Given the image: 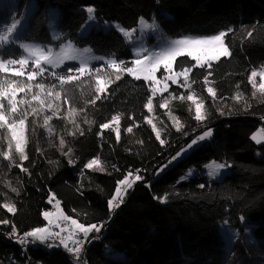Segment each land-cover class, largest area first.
Wrapping results in <instances>:
<instances>
[{"label":"trees","instance_id":"obj_1","mask_svg":"<svg viewBox=\"0 0 264 264\" xmlns=\"http://www.w3.org/2000/svg\"><path fill=\"white\" fill-rule=\"evenodd\" d=\"M89 6L94 7L95 19L102 25L94 24L83 33ZM28 10L25 25L18 30L20 42L59 47L71 41L97 55L129 61L134 58L133 46L109 24L115 22L130 29L144 17L149 23L155 19L169 38L210 36L231 28L233 32L225 37L231 56L214 62L211 69L194 68L189 74V82L195 81L191 89L171 83L163 93L169 108L159 107L163 101L158 94L153 97L151 113L144 108L151 95L146 82L128 75L113 83L109 94L95 105L88 104L96 95L94 76L82 77L63 90L58 86L56 91H61L62 100L65 92L68 96L59 115L67 117L70 108L76 113L71 119L53 117L49 122L51 133L43 127V116L51 115L50 111L29 117V159L23 165L30 176L18 167L9 168V162L0 157V193H7V199L17 207L15 215L0 208V220L12 221L20 234L43 227L47 221L41 213L53 208L47 202L50 189L66 215L81 223H104L99 234H92L99 239L89 241L85 264H264V143L258 145L252 139L259 128L264 129V96L257 92L254 98L248 83L251 70L264 64V0H0V34L21 21ZM51 15L56 17V38L49 30ZM250 30L251 38L247 36ZM153 40L150 37L149 42ZM8 51L17 58L23 54L15 45L0 49L6 58ZM194 63L180 57L174 67L179 72ZM69 66L79 64L67 63L55 71L66 74ZM111 71L105 64L101 75ZM209 71L212 75L205 85L204 76ZM111 78L115 80L114 75ZM43 82L58 84L52 77ZM207 87L215 88V102ZM189 92L204 101L207 119L203 123L194 119L192 103L172 99ZM237 93L243 97L240 102L232 99ZM112 115L121 116L119 142L112 130L98 135L99 125ZM145 116L160 131L165 144L156 139ZM173 117L183 125L180 131ZM129 126L133 127L131 133L126 131ZM205 128L213 129L210 140L155 178L158 168ZM72 132L76 134L70 135ZM4 135L0 130V151L7 147ZM61 137L65 140L62 150ZM69 148L72 151L65 156ZM96 156L106 171L84 168ZM14 159L20 162L15 154ZM69 159L75 163L69 164ZM211 160L231 165L229 172L219 180H211L205 173L181 179L186 170L200 169ZM137 169L143 179L128 190L119 207L110 211L108 200L116 182L129 170L135 175ZM8 183L19 189L18 196L9 190ZM4 200L0 195V203ZM225 221L240 230L228 248L219 230ZM11 230V224H0V264H75V258L62 246L49 248L39 242L21 245L9 237Z\"/></svg>","mask_w":264,"mask_h":264},{"label":"snow or ice","instance_id":"obj_2","mask_svg":"<svg viewBox=\"0 0 264 264\" xmlns=\"http://www.w3.org/2000/svg\"><path fill=\"white\" fill-rule=\"evenodd\" d=\"M86 12L88 14L87 21L82 27H86L88 23L95 20L94 7H87ZM21 24L22 21L18 20L0 34V49H6L8 45H15L16 48L23 50V54H19L18 58L11 51L7 52L8 58L5 57V53L0 52V74H2L0 75V130H4L5 135L2 139L7 141V147L5 150L0 151V157L9 162V168L12 166L18 167L21 172L29 176L31 175L29 169L23 165V162L29 159L26 152L29 144L27 135L29 117H40L42 113L50 111L51 115L43 116V127L51 133L52 128L49 122L53 117L57 119H71L76 113L75 109L70 108L67 117L59 115L61 104L68 103V96L65 92L62 100L61 91H56L58 86L63 90L65 85L77 83L82 77L94 76L96 95L94 99L88 101V104L95 105L97 101L102 99V96L109 94V88L113 83L120 81L124 75H128L137 81L146 82L151 95L147 97V103L144 104V108L151 113L153 111V97H156L158 94L163 101L159 104V107L163 109L169 108L168 98L163 97V93L168 92V81L181 88L191 89L192 83H195V81L189 82V74L192 73L194 68L211 69L214 62H219L222 58L231 56V50L225 42V37L233 32L231 28L210 36L170 39L160 30L155 19L149 23L144 17H140L138 19V28L125 29L119 25L115 26L122 36L126 38V42L133 46L134 58L125 61L118 58L105 60L104 57H86L84 53L91 50L84 49L80 51L72 46L71 41L67 45H62L59 53L54 52L51 47L45 49L44 47L22 43L20 42L21 37L18 35ZM137 33L139 35H136ZM150 33H155L158 39V43L153 47H148L144 43V37ZM247 36L251 38L253 30L248 31ZM180 57H187L195 61V63L192 64V67H184L181 71L174 72L173 66ZM92 60H99L103 63L100 67H93ZM68 61H78L79 66L67 67L66 74L55 71V69L65 66ZM105 64L112 70L106 76L101 75ZM49 69H52V71ZM161 70L164 73L162 79L157 77V73ZM113 75L115 80L111 78ZM211 75L212 73L209 71L204 76L205 85L209 84V77ZM47 77H52L55 81H58V84L44 83L43 81ZM257 77H259V83L256 81ZM181 78H183L182 83ZM248 83L251 84L254 90L252 93L254 98L257 92L264 96V68L259 71L253 68L248 75ZM237 88H239V85H237ZM206 91L215 102L217 100L215 88L207 87ZM28 96H30V99L27 98ZM172 99L190 101L195 107L194 119L200 123L206 121L207 115L205 111H202L204 109V101L202 99H199L191 92L187 96L183 93L178 97L173 96ZM219 99L224 100L225 98L220 97ZM232 99L240 102L243 100V97L237 93ZM33 103L36 104L35 107H33ZM248 106L250 107V105ZM79 111L84 112L85 109H80ZM218 111H220L221 115L225 114L223 109H218ZM229 114L231 113L229 112ZM169 115H172L171 111H169ZM129 119H132V117H129ZM144 119L148 124L152 125V120L149 117L145 116ZM173 119L176 120L177 131H180L183 125L179 123L178 118L173 117ZM72 122L75 124L74 119ZM85 123H88V121L86 120ZM120 124L121 116L112 115L110 120L99 125L100 132L98 135L103 136L105 130H112L115 133L117 142H119L121 134ZM76 127L79 128V125H76ZM152 128L156 139L159 140L161 145L165 144L166 141L161 139L160 131L156 129L155 125H152ZM126 131L131 133L133 127L129 126ZM212 131L211 128H207L202 134L192 139L171 158L169 163L181 157L200 141L210 138ZM69 134L75 135L76 133L72 132ZM80 134L83 135L82 130ZM252 139L257 144L264 141V129H260L258 133L253 134ZM59 145L62 150L65 146L63 137L59 139ZM36 151L41 152V149L37 148ZM71 151L69 148L63 154L68 156ZM14 154L18 156L19 163L14 159ZM68 163L74 164L75 161L69 159ZM230 166L229 164L217 163L213 160L211 166L206 165L205 167L209 168L207 172L209 178H215L220 175L221 170ZM165 167L167 165L162 166L159 171H162ZM84 168L100 172L106 171L98 156L90 159L84 165ZM139 171L138 169L135 170L136 174L134 175L133 170H129L122 179L116 182L115 192L108 200L110 211L119 207L123 203L124 196L128 190L132 189L136 182L143 179ZM189 174H191V170ZM6 186L12 193H15L17 196L19 195L17 187H12L10 183ZM199 187L203 188L204 185L201 184ZM77 190L79 191V189ZM0 195L5 197L4 202L0 203V208L15 215L17 212L16 204L7 199V193H0ZM163 199H166V196ZM47 202L53 206L54 210L43 211L41 213L47 221L43 227H34L20 234L15 224L10 220L2 219L0 220V224H11L12 230L8 235L10 238H15L17 243L27 245L28 243L39 242L49 248L62 246L75 258L76 264H79L84 245L89 241L90 237L95 238L92 237L93 233L99 234L101 232L104 223H81L78 219L66 215L61 208V201L56 198V194L50 189ZM240 220L243 223L244 217L241 216ZM229 224V221H225L223 228L230 233L229 241L231 242L235 238L236 233L229 227ZM54 228L59 230L54 231Z\"/></svg>","mask_w":264,"mask_h":264},{"label":"rangeland","instance_id":"obj_3","mask_svg":"<svg viewBox=\"0 0 264 264\" xmlns=\"http://www.w3.org/2000/svg\"><path fill=\"white\" fill-rule=\"evenodd\" d=\"M29 9V8H28ZM95 13V12H94ZM28 16H29V10L28 11H26L25 12V14H24V16L22 17V24L19 26V29L21 28V26L23 27V25H25V21L27 20V18H28ZM48 24H49V30H50V32H51V34L53 35V37H57L58 36V30H57V22H56V17L54 16V15H51L50 16V18H49V20H48ZM102 25V23L101 22H99V21H97L96 19L93 21V22H91V23H88L87 24V26L86 27H84V30H83V33L90 27V26H92V25ZM107 26H108V24H106ZM109 25H114V26H116V25H119L120 26V24H118V23H115V22H113V23H111V24H109ZM121 27V26H120ZM139 27V25L137 26V28ZM161 30V29H160ZM218 34V33H217ZM136 35H139V33H137ZM215 35V34H214ZM150 37H153L154 38V40H153V42H149V40H150ZM183 37H204V36H198V35H183V36H178V37H174V38H170V39H180V38H183ZM169 38V37H168ZM22 43H27V44H30V45H33V46H39V47H44L45 49H47L48 47H51L52 49H53V51L54 52H57V53H59L60 52V48H61V46L62 45H67L68 43H69V41H66L65 43H63L61 46H59V47H55V46H53V45H45V44H41V43H37V42H31V41H23ZM72 43V42H71ZM144 43H145V45L146 46H148V47H153V46H155L157 43H158V39H157V36H156V34L155 33H150V34H148L147 36H145L144 37ZM72 46L74 47V48H76V49H79L80 51H83L84 49H90L89 47H79V46H76L74 43H72ZM91 51L90 52H87V53H84V55L87 57V56H93V57H104L105 58V60H107V59H110V58H108V57H105V56H101V55H97V54H95L93 51H92V49H90ZM73 62H75V63H77L78 64V61H68V62H66V64L67 63H73ZM92 65H94V64H99V63H103L102 61H99V60H92ZM262 68H264V64H261L260 65V68H258V69H256L257 71H259V70H261ZM173 71L174 72H177L176 70H175V67L173 66ZM163 75H164V73H163V70H161L160 72H158L157 73V77L158 78H160V79H162L163 78ZM256 81H257V83H259V77H257L256 78ZM168 85L170 86L171 85V81H168ZM190 102V101H189ZM191 103V102H190ZM194 106V105H193ZM194 109H195V107H194ZM203 111V110H202ZM207 128H205L203 131H205ZM260 129H263V128H259L254 134H256V133H258L259 132V130ZM213 130V129H212ZM202 131V132H203ZM202 132L201 133H199L197 136H199L200 134H202ZM212 135H213V131H212ZM212 135H211V137H212ZM196 136V137H197ZM196 137H194V138H196ZM210 137V138H211ZM193 138V139H194ZM210 138H207V139H205V140H203V141H200L196 146H198V145H200L201 143H203L204 141H209L210 140ZM256 142V141H255ZM264 143V141H262L260 144H258V145H261V144H263ZM196 146H194L193 148H191V149H189L186 153H184L181 157H179L178 159H176L175 161H172L171 163H169V161L171 160H169L168 162H167V164H163V165H161L159 168H158V170L156 171V173H155V178L156 177H159L168 167H170V166H173V165H175L178 161H180L184 156H186L187 154H189ZM185 147V146H184ZM212 161L213 160H211V161H209L208 163H206V164H204L203 166H202V168H200V169H197V168H190V169H188V170H186L183 174H182V177L183 178H187V177H192V176H195V175H197V174H200V173H205V174H207V172H208V170H209V168H206L205 166L206 165H209V166H211V164H212ZM214 161H216V160H214ZM217 163H221V162H218V161H216ZM164 165H167V167H165V168H163V170L162 171H159V169L162 167V166H164ZM190 170H191V174H189L190 173ZM229 172V167H227L226 169H224V170H221V173H220V175H218L217 177H215V178H209V179H211V180H219V179H221L226 173H228ZM209 177V176H208ZM50 210H54L53 208L52 209H50ZM48 211V210H47ZM223 225H224V222L223 223H221L220 225H219V230L221 231V233H222V236H223V239H224V242H225V247L226 248H228L229 246H230V244L232 243V241H234L236 238H237V236L239 235V232H240V230L238 229V228H236V227H233V226H231L230 224H229V227L233 230V232H235L236 233V236H235V238L233 239V240H231V242L229 241V235H230V233H228L227 231H225L224 230V228H223ZM54 230V229H53ZM55 231V230H54ZM99 236V235H98Z\"/></svg>","mask_w":264,"mask_h":264},{"label":"built area","instance_id":"obj_4","mask_svg":"<svg viewBox=\"0 0 264 264\" xmlns=\"http://www.w3.org/2000/svg\"><path fill=\"white\" fill-rule=\"evenodd\" d=\"M120 205H121V204H120ZM54 230L57 231L58 229H55V228H54ZM65 234H66V233H65ZM92 237H95V238H91V237H90L89 241L92 240V239H93V240H98V239H99V236H98V235H94V236H92ZM81 238H82V237H81ZM15 241H16V240H15ZM89 241L86 242V244L84 245L83 251H82L81 256H80L79 264H85V262H86V248H87V246H88ZM75 264H76V260H75Z\"/></svg>","mask_w":264,"mask_h":264},{"label":"crops","instance_id":"obj_5","mask_svg":"<svg viewBox=\"0 0 264 264\" xmlns=\"http://www.w3.org/2000/svg\"><path fill=\"white\" fill-rule=\"evenodd\" d=\"M58 230H59V229H58ZM58 230H57V231H58Z\"/></svg>","mask_w":264,"mask_h":264}]
</instances>
